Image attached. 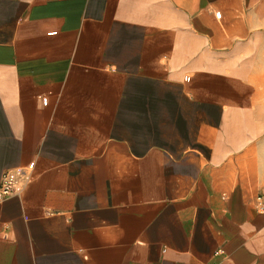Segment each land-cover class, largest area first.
I'll list each match as a JSON object with an SVG mask.
<instances>
[{
	"label": "crops",
	"instance_id": "crops-1",
	"mask_svg": "<svg viewBox=\"0 0 264 264\" xmlns=\"http://www.w3.org/2000/svg\"><path fill=\"white\" fill-rule=\"evenodd\" d=\"M16 168L0 264H264V0H0Z\"/></svg>",
	"mask_w": 264,
	"mask_h": 264
},
{
	"label": "built area",
	"instance_id": "built-area-1",
	"mask_svg": "<svg viewBox=\"0 0 264 264\" xmlns=\"http://www.w3.org/2000/svg\"><path fill=\"white\" fill-rule=\"evenodd\" d=\"M25 177L24 171L19 168L6 170L1 177L0 199L10 194L18 193L22 184L26 180ZM257 199L258 204L262 206V196L259 195Z\"/></svg>",
	"mask_w": 264,
	"mask_h": 264
}]
</instances>
